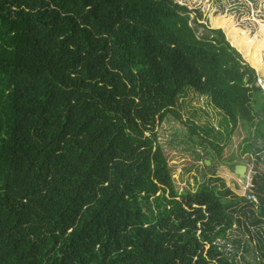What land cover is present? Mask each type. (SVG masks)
<instances>
[{
  "label": "trees",
  "instance_id": "obj_1",
  "mask_svg": "<svg viewBox=\"0 0 264 264\" xmlns=\"http://www.w3.org/2000/svg\"><path fill=\"white\" fill-rule=\"evenodd\" d=\"M191 22L175 0H0V264H237L220 242L264 227V174L258 204L180 196L157 128L192 90L264 140V48Z\"/></svg>",
  "mask_w": 264,
  "mask_h": 264
},
{
  "label": "rangeland",
  "instance_id": "obj_2",
  "mask_svg": "<svg viewBox=\"0 0 264 264\" xmlns=\"http://www.w3.org/2000/svg\"><path fill=\"white\" fill-rule=\"evenodd\" d=\"M175 2L192 12L191 24L198 29L199 35L205 34L203 26L216 29L212 26L214 22L215 27L223 28L228 39L229 34L236 31L237 34H245L246 39L261 40L264 48L261 33L264 28V0ZM236 27L239 31L234 29ZM262 57L264 59V51ZM257 75L258 83L264 89V77ZM178 110L181 118L169 115L158 126L157 134L179 195L195 193L205 184L218 189L225 184L239 198L255 192L257 173L264 174V140L255 136L254 129L250 134L249 128L239 125L234 131L230 128L229 134L224 114L215 108L209 97L192 90L179 98ZM247 142L249 151H246ZM237 165L248 167L246 179H241L235 172ZM241 219L244 224H235L229 233V241L220 242L223 251L237 264H264V253L259 249V240L264 243V227L258 229L250 225L247 229L245 224L249 221L243 216ZM239 241L242 245L237 244Z\"/></svg>",
  "mask_w": 264,
  "mask_h": 264
},
{
  "label": "water",
  "instance_id": "obj_3",
  "mask_svg": "<svg viewBox=\"0 0 264 264\" xmlns=\"http://www.w3.org/2000/svg\"><path fill=\"white\" fill-rule=\"evenodd\" d=\"M235 172L239 174L241 179H246L247 174H248V167L245 165H237L235 166ZM257 186V181L255 180V185L254 187Z\"/></svg>",
  "mask_w": 264,
  "mask_h": 264
},
{
  "label": "built area",
  "instance_id": "obj_4",
  "mask_svg": "<svg viewBox=\"0 0 264 264\" xmlns=\"http://www.w3.org/2000/svg\"><path fill=\"white\" fill-rule=\"evenodd\" d=\"M246 198L252 203H255V204L259 203V200H258L257 196L253 192L248 194Z\"/></svg>",
  "mask_w": 264,
  "mask_h": 264
},
{
  "label": "crops",
  "instance_id": "obj_5",
  "mask_svg": "<svg viewBox=\"0 0 264 264\" xmlns=\"http://www.w3.org/2000/svg\"><path fill=\"white\" fill-rule=\"evenodd\" d=\"M253 193H254V191H253Z\"/></svg>",
  "mask_w": 264,
  "mask_h": 264
},
{
  "label": "clouds",
  "instance_id": "obj_6",
  "mask_svg": "<svg viewBox=\"0 0 264 264\" xmlns=\"http://www.w3.org/2000/svg\"><path fill=\"white\" fill-rule=\"evenodd\" d=\"M255 194V193H254Z\"/></svg>",
  "mask_w": 264,
  "mask_h": 264
}]
</instances>
